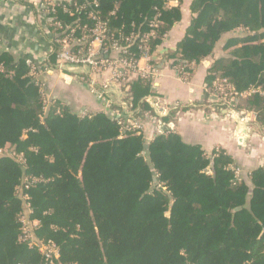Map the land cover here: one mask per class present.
<instances>
[{"label":"trees","instance_id":"obj_1","mask_svg":"<svg viewBox=\"0 0 264 264\" xmlns=\"http://www.w3.org/2000/svg\"><path fill=\"white\" fill-rule=\"evenodd\" d=\"M97 1L99 18L125 33H144L159 12L150 48L170 68L197 66L237 32L209 69L205 96L216 78L238 93L259 89L228 107L264 125V0H192L183 38L162 54L181 19L179 6ZM80 22L89 23L85 14ZM51 49L38 65L0 44V264H48L37 245L48 241L59 253L54 264H264V165L235 178L234 161L223 151L208 155L185 143L170 128L182 107L160 117L161 133L147 142L142 131L123 125L126 118L118 123L103 112L76 114L59 100L47 102L41 76L29 72L55 67L57 46ZM126 87L127 117L154 116L153 82L137 78ZM23 217L35 223L33 239L23 237Z\"/></svg>","mask_w":264,"mask_h":264},{"label":"crops","instance_id":"obj_2","mask_svg":"<svg viewBox=\"0 0 264 264\" xmlns=\"http://www.w3.org/2000/svg\"><path fill=\"white\" fill-rule=\"evenodd\" d=\"M20 1L28 5L21 4ZM191 1H168V7H180L181 19L174 23L167 34L160 54L173 51L183 38L191 18ZM40 2L41 0H0L1 50L38 65L45 60L50 46V32ZM236 34L237 32H233L226 35L217 43L212 56L195 66L188 83L177 78L173 68L168 66L171 61L157 57L155 61L159 76L153 80L152 96L148 100L154 115H167L175 106L184 108L185 110L178 112L176 121L170 124V128L185 143L200 146L208 155L216 149L223 151L233 159L241 174H246L264 165V125H259L249 113L233 112L229 105L226 108L210 96H205L208 71L215 61L225 57L222 46L229 37ZM65 73L67 74L52 71L41 75L47 98L59 100L76 114L103 112L110 116L102 103L88 91L86 84L74 77L76 72ZM109 92L114 105L119 106L122 97L117 89L111 86ZM149 116L152 115L134 119L142 125V133L147 142L157 134L156 125Z\"/></svg>","mask_w":264,"mask_h":264},{"label":"built area","instance_id":"obj_3","mask_svg":"<svg viewBox=\"0 0 264 264\" xmlns=\"http://www.w3.org/2000/svg\"><path fill=\"white\" fill-rule=\"evenodd\" d=\"M40 6L46 21L52 23L53 26L50 32L48 52L52 51L51 46L53 44L57 46L54 51L56 63L55 67L51 69L44 66L38 69L32 66L29 75L37 78L39 75L50 74L52 71H57L64 75L67 74L65 73L66 71H74L77 73H75L74 77L86 84L88 91L102 103L105 111L110 113V118L118 123H121L122 119L126 118L123 121V125L142 131L143 127L140 123L127 117L131 114V111L130 103L126 99L128 96L126 85L137 78L150 79L153 82L159 76L157 68L151 63L156 57L153 58L155 54L151 52L150 48V40L155 37L161 24L159 12L153 13L150 17L147 31L139 34L135 31L125 33L122 31L123 27L110 30L107 22L97 15L101 13L100 9H98L99 2L97 0L88 1L87 5L78 3L77 0H41ZM57 11L71 18V22L61 21L58 18ZM82 14L86 15L90 24L80 22ZM113 14L114 12H110V15ZM194 69L195 64L173 67L177 78L183 83L190 81ZM111 86H114L122 97L119 106H115L112 101L109 92ZM211 89L210 97L227 106L238 97H246L256 93L262 94L259 89L254 88L238 93L224 78L214 79ZM40 91L45 98L43 81ZM45 99L47 102L50 101L49 98ZM153 105L157 106L155 103ZM84 113L87 112H82L81 114ZM240 113L246 112L242 111ZM249 114L255 119L254 114ZM149 117L156 125L157 134H160L161 125H159V118L163 116L155 114ZM2 153L0 151V154ZM231 169L235 178L240 177L241 172L237 167L232 166ZM22 224L24 239H33L32 229L34 225H31L32 223L26 217H23ZM37 245L39 253L44 260L48 264H54V260L59 257L55 244L48 241L47 243L38 242Z\"/></svg>","mask_w":264,"mask_h":264},{"label":"rangeland","instance_id":"obj_4","mask_svg":"<svg viewBox=\"0 0 264 264\" xmlns=\"http://www.w3.org/2000/svg\"><path fill=\"white\" fill-rule=\"evenodd\" d=\"M45 98H47V96L45 95ZM3 152V151H2ZM32 224L31 225H34V222H31Z\"/></svg>","mask_w":264,"mask_h":264}]
</instances>
